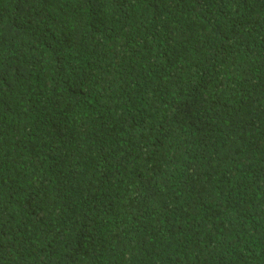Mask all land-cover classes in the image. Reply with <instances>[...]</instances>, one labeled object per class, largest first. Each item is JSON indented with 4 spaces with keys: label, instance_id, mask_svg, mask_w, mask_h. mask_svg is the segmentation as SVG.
Returning a JSON list of instances; mask_svg holds the SVG:
<instances>
[{
    "label": "trees",
    "instance_id": "16d2710c",
    "mask_svg": "<svg viewBox=\"0 0 264 264\" xmlns=\"http://www.w3.org/2000/svg\"><path fill=\"white\" fill-rule=\"evenodd\" d=\"M0 264H264V0H0Z\"/></svg>",
    "mask_w": 264,
    "mask_h": 264
}]
</instances>
